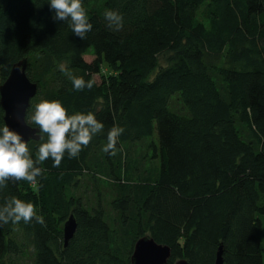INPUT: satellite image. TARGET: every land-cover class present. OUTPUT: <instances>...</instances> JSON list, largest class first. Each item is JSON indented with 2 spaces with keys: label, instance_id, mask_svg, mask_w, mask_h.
<instances>
[{
  "label": "trees",
  "instance_id": "16d2710c",
  "mask_svg": "<svg viewBox=\"0 0 264 264\" xmlns=\"http://www.w3.org/2000/svg\"><path fill=\"white\" fill-rule=\"evenodd\" d=\"M82 3L83 40L49 0H0V86L27 59L28 123L47 99L104 125L78 157L40 164L36 185L0 189V207L14 196L36 211L0 226V264H132L144 236L172 248L168 264H215L221 246L224 264H264V0ZM61 65L92 89L74 90ZM4 116L0 102V128ZM113 126L125 129L115 155L103 151Z\"/></svg>",
  "mask_w": 264,
  "mask_h": 264
},
{
  "label": "clouds",
  "instance_id": "9594fccd",
  "mask_svg": "<svg viewBox=\"0 0 264 264\" xmlns=\"http://www.w3.org/2000/svg\"><path fill=\"white\" fill-rule=\"evenodd\" d=\"M49 5L55 12L53 19L67 22L74 35L81 40L92 30L93 25L89 22L82 0H49ZM104 17L110 28L122 29L123 16L118 11L105 10ZM61 71L71 80L76 91H83L85 88L91 90L95 83L94 80H85L83 76L73 75L63 65ZM32 120L40 132L47 136V140L40 144L35 160L30 153L28 142L19 133L7 125L0 128V189L6 188L10 180H24L36 185L37 178L44 172V169L39 167L40 164L51 158L53 166L59 167L66 153L70 159L78 157L83 148L104 128L94 113L77 112L69 115L59 100L42 99L35 107ZM124 131L120 126L111 128L107 134V144L103 148L105 153L116 154L119 138ZM41 139L43 140V136ZM35 215L34 204L13 196L0 207V226L9 222L29 223ZM39 222L43 223L42 220Z\"/></svg>",
  "mask_w": 264,
  "mask_h": 264
},
{
  "label": "water",
  "instance_id": "95a60500",
  "mask_svg": "<svg viewBox=\"0 0 264 264\" xmlns=\"http://www.w3.org/2000/svg\"><path fill=\"white\" fill-rule=\"evenodd\" d=\"M28 61L23 59L17 62L7 80L0 86V102L4 109L5 125L19 133L28 143L31 140H40L39 127L32 126L27 121L28 111L32 100L38 93V84L32 82L27 75ZM77 221L71 215L65 224V246L77 231ZM223 246L220 247L215 264H224ZM172 257V248L169 245L158 243L153 237L144 236L135 245L132 264H168ZM175 264H191L186 259H180Z\"/></svg>",
  "mask_w": 264,
  "mask_h": 264
},
{
  "label": "rangeland",
  "instance_id": "374dc122",
  "mask_svg": "<svg viewBox=\"0 0 264 264\" xmlns=\"http://www.w3.org/2000/svg\"><path fill=\"white\" fill-rule=\"evenodd\" d=\"M93 59H94V56H91V55H87L86 56V60L89 61V62L92 61ZM165 63L166 62H163V64H165ZM108 73L109 74H113V75L116 74V72H114L113 70H109V69H108ZM263 254H264V251H263Z\"/></svg>",
  "mask_w": 264,
  "mask_h": 264
}]
</instances>
